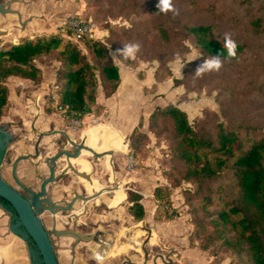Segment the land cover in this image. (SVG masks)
<instances>
[{
    "label": "trees",
    "instance_id": "obj_1",
    "mask_svg": "<svg viewBox=\"0 0 264 264\" xmlns=\"http://www.w3.org/2000/svg\"><path fill=\"white\" fill-rule=\"evenodd\" d=\"M118 1L120 4L127 2ZM187 1L189 4H198L197 0ZM247 2V22L243 32L263 41L253 44L229 36L236 45L234 56L227 54L224 39L226 31L210 22L187 23L178 20L174 25L176 27L172 26L174 28L171 29L159 21L154 29L166 41L173 39L174 31L184 38H190L202 62L216 56L221 61L219 69H235L243 65L248 71L264 75V60L259 58L260 51L264 50V4L259 2V7L253 8L250 1ZM88 4L87 2L86 5ZM136 8L139 14L164 12L157 5L142 7L140 3L133 1L132 9ZM82 17L85 18L84 15ZM229 22L232 23L231 18H227L225 23ZM227 26L229 25H224L225 28ZM104 27L108 30L107 37L101 40L86 36L82 40L84 50L59 32L22 38L16 43L2 45L0 119L9 104L6 80L17 76L39 83L42 71L38 63L44 59L58 62L53 80L58 101L56 106L47 103L45 111L59 112L57 106H62L61 115L65 121L71 117L82 119L91 113H101L103 106L95 99L97 86L100 85L104 96L108 97L119 84L118 66L113 62L109 51L113 50L121 63L134 66L135 56L126 55L121 44L125 40L136 39L131 26L116 27L104 23ZM257 89L264 98V81L258 84ZM199 123L191 124L187 113L175 103L158 106L150 113L148 129L164 135L174 162L172 168L163 170V173L171 185H177L181 180L192 181L196 188L193 193H187L186 202L195 198L202 212L209 210L208 205L220 203L218 209L204 216L195 207L188 209L194 233L201 237L197 244L199 248L207 249L216 245L232 255V264H264V135H255L248 129L251 127L246 125L242 131L238 129L239 123L234 126L217 121L211 128ZM140 125L141 122L138 126ZM149 140V136L138 129L129 135L130 152L139 162L149 151L145 147ZM220 177L225 180L222 181ZM169 196V187L161 184L154 187L152 197L156 204L153 213L155 220H170L177 215L176 210H168ZM140 198L139 194L129 192L130 204L126 209L134 220H141L145 214ZM0 201L10 205L1 197ZM26 242H32L29 236L26 237Z\"/></svg>",
    "mask_w": 264,
    "mask_h": 264
},
{
    "label": "rangeland",
    "instance_id": "obj_2",
    "mask_svg": "<svg viewBox=\"0 0 264 264\" xmlns=\"http://www.w3.org/2000/svg\"><path fill=\"white\" fill-rule=\"evenodd\" d=\"M126 1L125 4H120L118 0H31L29 5L30 12L42 11L44 13H52L55 18L46 20L44 23L37 17H30L31 19H28V21L30 22L29 25H62L67 15L79 13L96 24L95 38L101 40L108 35V30L104 27V23H109L116 27L131 26V31L136 33V39L125 40L121 45L123 49H125L126 45L130 44L139 46L132 55L135 56V64L130 67L133 68L139 78L145 79L144 93L148 95L154 94L158 102L164 105L175 103L187 113L191 124L200 122L199 124L204 127L211 128L217 121L231 123L234 126L239 123L240 128L238 129L242 131L246 128V125L251 127L248 129L253 131L255 135H264V98L261 97L262 95L257 89L258 84L264 81V75L261 72L256 74L255 71H248L246 67L239 65V68L206 71L202 75L197 76L195 70L203 62L200 60V54L192 40L184 38V36L174 31L172 33L173 39L166 41L154 29V25L159 21L171 29L176 27L174 25L178 20L187 23L210 22L217 25L221 30L226 31L229 36L235 39L238 38L249 43L259 44L263 41L262 39L253 37L252 35L251 37L247 36L243 32V27L247 22L246 8L249 5L247 0H197V5L189 4L187 0ZM133 1L134 3L137 1L142 7L148 4L157 5L162 7L164 12H154L148 15L139 14L137 8L132 9ZM249 1L250 6L253 8H258L259 2L264 4V0ZM87 2L89 3L88 5H86ZM9 14L11 13H0V24L24 25L22 19L19 21L18 18L9 16ZM227 18H231L232 23H225ZM224 25L229 26L225 28ZM58 31L59 26L53 28L50 32H40L30 36H48ZM103 33H105L104 36ZM0 40L2 41V39ZM71 40L80 45L84 50L82 40ZM9 44L11 42H6L3 45L7 46ZM109 54L116 59L113 50H110ZM259 58L260 60H264V50L260 51ZM38 64L47 71L44 78L45 85H43L45 87L49 82L48 74L51 72V67L54 66L56 69L58 62L54 59H44ZM5 84L9 91V104L8 109L0 120L7 123L10 128H13L16 134L15 137L20 140L16 141L13 145L22 149L19 146L23 142H31L28 140V137H32L29 124L37 116V108L35 109L33 103L40 92L38 91L39 84L17 76L9 77ZM149 139L145 147L148 149L151 147L153 151L151 154H149V151L147 152V155H149L148 159L145 160H149L150 164L155 166L154 169L161 172L160 183L169 187L170 190V207L168 210L174 209L177 211V215L170 220L161 219L155 220V223L152 222L155 225L152 228L156 231L158 237L155 235L153 240H149L150 242L145 247L149 254V264H157L153 263V261L155 262L157 256H162L163 254L159 249V244H171V242L162 239L163 233H168L169 230L174 229L176 226L179 232L175 235L174 240L176 239V241H172V244L181 249H186L189 246H198L197 244L201 237L194 233L188 209L195 207V209H198L199 214L204 216L208 212L218 209L220 203L208 205L207 208L209 210L202 212L199 208L200 206H197L198 202L194 200L195 198L186 202L187 193H193L196 188L194 183L189 180H181L177 185H171L166 178V174L163 173V170L168 171L171 169L174 163L169 154L168 142L164 135L154 132L150 133ZM28 143H25V148H27ZM19 151L16 148L12 150V153L7 155V162L11 161ZM21 165V170L27 173L28 166L24 163ZM28 176V174L25 175V178L29 179ZM224 177H220V179L224 181ZM153 203L155 210L156 204L154 201ZM150 207L148 203H145V217L147 218H151ZM0 221V229L11 230L7 217L1 209ZM145 223V226H151V222ZM161 224L163 225L162 228L156 227V225L160 226ZM143 237L144 235L138 236L137 240L139 243H136L138 247L142 243L141 239ZM64 240L66 239H62L61 241ZM155 240H159V244L155 243ZM123 243L124 238L122 236L118 237L115 246L119 247V251L126 249L127 244H129ZM127 249L133 260H139L138 254L131 247ZM202 251L207 258L212 259L209 264H232V255L222 251L216 245L202 249ZM117 254L118 252L97 262L91 257L89 252L80 249L79 257L83 264L87 262L92 264H110L118 261ZM59 256L62 264H67V255L59 252Z\"/></svg>",
    "mask_w": 264,
    "mask_h": 264
},
{
    "label": "crops",
    "instance_id": "obj_3",
    "mask_svg": "<svg viewBox=\"0 0 264 264\" xmlns=\"http://www.w3.org/2000/svg\"><path fill=\"white\" fill-rule=\"evenodd\" d=\"M0 2L3 4V9L0 13L9 12L11 13L9 16L18 18L19 21L22 19L24 22V25L0 24V39H2V41L0 40V47L6 42L16 43L22 38H31L33 36L30 35L40 32L45 33L46 31L50 32L53 28L60 26L29 25L28 19H31L30 17L40 18L43 23L46 20L55 18L52 13L30 12L29 5L31 0H0ZM111 58L118 66L119 84L115 92L108 97L104 96L100 85L97 86L95 99L98 104L103 106V110L99 114L91 113L84 116L81 119L80 126L76 128H73L68 121L63 120L61 113L45 111V105L48 103V86L54 80L55 68L54 66L51 67V74L49 73V77L47 76L49 82L43 87L47 71L38 64L42 71V80L38 83V91L40 92L33 103L35 109L37 108V116L29 124V129L32 131L31 134L35 137L39 136L40 133L59 129L65 131L73 142L83 143L96 154L94 156L82 150L78 159H61L57 166L60 178L49 185V191L52 193L53 198L57 199L62 196L67 198L70 193L75 191L81 192L83 196L90 197L87 201H80V205L83 207L82 216L79 218L80 214H76V219L78 220L76 225L81 226L82 231H90L94 234L88 248L91 255L100 261L107 256L120 252L119 247L115 246L118 237L127 236V241L125 242L129 243L127 247H131L138 256L145 251V246L150 242L149 240H153L155 235L158 237V234L152 228L155 226L153 224L155 219L153 218L154 203L152 204V191L156 185L161 184V172L155 170V166L150 164L149 160H145L148 159V155L153 151L151 147L149 148V154L145 158L140 160V162L137 160V168L133 171L125 169L124 157L127 152H130L129 135L133 130L138 129L150 137L148 117L156 107L164 106V104L159 103L154 94L148 95L144 93L145 79L139 78L132 67L121 63L117 57L116 59ZM139 122H141L140 126H138ZM91 128L96 130L94 145H91L87 140L86 131ZM55 137L57 136L44 134L40 139L39 148L44 155L51 154L54 151L52 141ZM74 181L78 183L76 184ZM130 191L141 196L140 202L144 207V211L145 203L151 206L149 210L151 218L145 217L144 214L141 220H134L129 214L126 208L130 204L128 199ZM145 222H151V226H145ZM117 223L120 224L117 225ZM162 226V224L160 226L156 225L157 228H162ZM104 229L117 232L116 238L110 237ZM127 231L129 235L126 233ZM178 232L179 229H176L175 226L168 233L162 234V239L171 242V244L164 245L160 243V245L159 240H155L163 254L162 256H157L156 261H153V263H211L212 259L207 258L198 246H189L186 249H181L172 244V241H176L174 238ZM142 235L144 237L138 247L136 245L138 242L137 238ZM88 237L86 236L85 238ZM213 257L215 258V256ZM133 262L138 264L140 261ZM0 264H32L31 253L26 241L11 230L0 229ZM143 264H149V259L144 261Z\"/></svg>",
    "mask_w": 264,
    "mask_h": 264
},
{
    "label": "flooded vegetation",
    "instance_id": "obj_4",
    "mask_svg": "<svg viewBox=\"0 0 264 264\" xmlns=\"http://www.w3.org/2000/svg\"><path fill=\"white\" fill-rule=\"evenodd\" d=\"M51 131L57 132L54 135H50V136H57L52 141V145L54 146V151L51 154L44 155L39 148L40 139L44 134L40 138L38 136L35 137L32 134V137H28V140H30L31 142L30 143L25 142L28 143L27 148H25L26 145L23 142L22 145L19 146L22 148L20 149L13 145L16 141H20L15 137L16 134L14 133L13 128H10L7 123H4L2 120H0V178L25 198H27L26 196L28 197L31 196L30 190L34 192H38L40 190V184L42 179L44 177H47L48 175L49 159L53 157L61 149H70V151H72V149L69 148L70 146L67 143V139L64 137V135L58 132L61 130L54 129V130H49L45 133H49ZM63 132L66 133L65 131ZM69 139L72 140L70 137ZM75 143L78 144L77 141H75ZM14 147L16 149H19L20 151L18 154L14 156V158L11 159V161L7 162V155L9 153H12L11 152L12 150H15ZM21 155H29L27 159L19 160L15 166V175L23 186L20 185L15 180L13 175V162L18 156ZM61 159L56 160L54 165V175L57 176L56 181H58V179L60 178L59 176L60 174L57 172L58 170L57 166H58V162ZM23 163L28 166L27 173L21 170L22 167L21 164ZM27 174L29 175L28 176L29 179L25 178V175ZM56 181L52 183H55ZM74 183L77 184L78 182L74 181ZM50 184L46 185V194L49 195L50 200L51 202L54 203V205L50 206L46 202H42L44 207H40L41 211L38 214V217L51 241L57 264H62L61 258L59 256V252L67 255L68 257L67 264H83L79 257L80 249L86 250L91 255V252L88 247L93 240L94 234L91 233L90 231H82V227L76 225L78 223V220L76 219V214L77 213L80 214L79 218L82 216L83 207L80 205V200H75L73 202L71 210L61 211L58 209V206L65 205L63 201L69 203V201L74 196H80L81 192L78 193L75 191L73 193H70L69 197L67 198H64L63 196L58 199L53 198L52 193L49 191ZM49 208L53 209L54 213H52L49 210ZM0 209L7 217L9 227L12 226L13 229L16 231V233L19 234L20 236H28L27 232L22 226H16V222L19 219V216L10 205L8 206L0 201ZM119 224L120 223H117V225ZM123 227H125V225H123ZM104 230L107 232V234H109L110 237L116 238L117 232L108 231L106 229ZM126 233L129 235L128 231ZM86 236L89 237L85 238ZM126 237L127 236H123L124 243L127 241ZM62 239H66V240L61 241ZM26 244L31 253V263L42 264L40 261V255L38 254L37 247L33 243V241L30 243L26 242ZM127 248L124 249L123 251L118 252L117 254L118 261H114L110 264H137L133 262L135 260L131 258ZM91 257L97 262L98 261L100 262L99 259L93 257L92 255ZM147 259H148V251L145 249V251L142 252V255L139 256V260H137L140 261L138 264H143V262L146 261ZM85 264H92V263L87 262Z\"/></svg>",
    "mask_w": 264,
    "mask_h": 264
},
{
    "label": "water",
    "instance_id": "obj_5",
    "mask_svg": "<svg viewBox=\"0 0 264 264\" xmlns=\"http://www.w3.org/2000/svg\"><path fill=\"white\" fill-rule=\"evenodd\" d=\"M2 9H3V4L0 2V12L2 11ZM58 132L64 135V137L67 139V143L70 146L69 148H71L72 151H70V149H61L53 157L49 159L48 175L47 177H44L42 179L41 184H40V190L38 192H34L30 190L31 196L30 197L26 196L28 198L27 199L23 197L21 194H19L17 191H15L11 186H9L7 183H5L0 178V197L6 200L18 214L19 219L16 222V226H22L27 232V235L31 238L33 243L36 245L38 254L40 255V261L42 264H57L51 241L38 217V214L41 211L40 207H44L42 202H46L50 206L54 205V203L51 202L49 195L46 194V185L56 181L57 179V176L54 175L55 162L56 160L61 159V158L65 160L78 159L82 150L89 151L94 156L96 155L93 153V151L89 147L85 146L83 143L77 144L73 142L72 140H70L68 135L64 133L63 131H58ZM55 133L57 132L51 131L49 133H40L38 137L40 138L43 134L54 135ZM28 157L29 155H21V156H18L13 162V175H14L15 180L20 185L22 184L19 182V180L17 179L15 175V166L19 160L27 159ZM89 199L90 197H86L83 195L74 196L69 201V203H66L65 201H63L65 205L58 206V209L61 211L71 210L72 204L75 200L87 201ZM49 210L52 213H54L53 209L49 208ZM10 229L13 233L17 234L12 226H10ZM20 237L26 241L27 236H20Z\"/></svg>",
    "mask_w": 264,
    "mask_h": 264
},
{
    "label": "built area",
    "instance_id": "obj_6",
    "mask_svg": "<svg viewBox=\"0 0 264 264\" xmlns=\"http://www.w3.org/2000/svg\"><path fill=\"white\" fill-rule=\"evenodd\" d=\"M96 29L97 26L93 21L82 17L81 14L75 13L66 17L63 24L59 26L58 32L67 38L78 41L83 40L86 36L95 37ZM47 98L52 106H56L58 97L53 82L50 83L48 86ZM57 110L59 111V113H62L63 107L57 106ZM68 122L73 128H76L80 126L81 119L71 117L68 119ZM124 162V167L127 171H133L137 168V159L133 156L131 152L126 153L124 157Z\"/></svg>",
    "mask_w": 264,
    "mask_h": 264
},
{
    "label": "clouds",
    "instance_id": "obj_7",
    "mask_svg": "<svg viewBox=\"0 0 264 264\" xmlns=\"http://www.w3.org/2000/svg\"><path fill=\"white\" fill-rule=\"evenodd\" d=\"M225 46L227 48V54L229 56H234L236 54L235 49L236 45L235 43L230 39L228 34H225ZM138 45L136 44H130L126 45L124 49V53L128 56H131L135 53V51L138 49ZM221 67V61L219 57L213 56L211 58H208L203 61V63L195 70V74L197 76L202 75L206 71H214L219 70Z\"/></svg>",
    "mask_w": 264,
    "mask_h": 264
},
{
    "label": "bare ground",
    "instance_id": "obj_8",
    "mask_svg": "<svg viewBox=\"0 0 264 264\" xmlns=\"http://www.w3.org/2000/svg\"><path fill=\"white\" fill-rule=\"evenodd\" d=\"M95 127V126H94ZM101 128V127H100ZM105 133V132H104ZM86 134H87V140L89 141V143L91 144V145H94L95 144V141H96V130H94V129H88L87 131H86ZM104 136V135H103ZM105 137V136H104ZM91 147V146H90ZM87 152H89V151H87ZM90 153V152H89ZM86 167V166H85ZM78 216V215H77ZM105 239V238H104ZM106 240H108V239H106ZM105 240V241H106ZM105 253V252H104ZM95 254V253H94Z\"/></svg>",
    "mask_w": 264,
    "mask_h": 264
}]
</instances>
